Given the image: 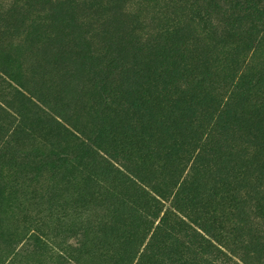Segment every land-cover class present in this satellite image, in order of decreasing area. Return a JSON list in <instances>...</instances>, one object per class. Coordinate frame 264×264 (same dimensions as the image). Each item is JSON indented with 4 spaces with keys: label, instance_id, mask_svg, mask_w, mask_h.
Masks as SVG:
<instances>
[{
    "label": "rangeland",
    "instance_id": "rangeland-1",
    "mask_svg": "<svg viewBox=\"0 0 264 264\" xmlns=\"http://www.w3.org/2000/svg\"><path fill=\"white\" fill-rule=\"evenodd\" d=\"M9 1H0V264H136L137 256L129 255L125 249L133 247V239H138L136 246L141 241L143 247L152 233L147 234L150 227L145 231L143 222L136 223L130 213L141 214L144 206L137 187L114 180L95 163L86 165L81 158L84 150L101 155L102 151L89 139L106 119L98 112L97 100H93L96 85L92 59L103 53L104 42L97 37V31L88 29L89 18L85 20L84 15L103 17L104 7L111 6L112 0H97V8L87 6L94 0H77L73 10L75 25L71 28L57 7L53 11L39 5L27 12L23 3L10 11V24ZM240 1L244 0H227L225 4ZM245 1L256 2L264 10V0ZM124 6L134 21L129 27V38H145L178 28L186 36L193 32L205 39L210 50L206 65L212 75L209 81L220 97V83L227 76L232 84L241 76L264 94V28L257 31L254 39L240 44L233 39L223 40L213 30L214 15L206 17L202 12L199 17L182 1L125 0ZM63 27L68 30L57 33ZM234 57L237 61L232 65ZM240 105H232L231 117H235ZM39 109L68 132L51 125L38 113ZM60 115L66 118L62 120ZM245 128L261 136L257 138L260 145L254 143L258 150L254 158L260 168L253 175L261 173L258 176L263 181L264 115L262 124ZM229 140V145L234 144L233 155L243 156L245 143L236 136ZM172 144L171 141L169 146ZM134 148L130 149L133 155ZM233 155L228 159L232 161ZM185 165L172 179H167L168 171L163 174L168 188L165 193H161L165 189L162 184L155 188L156 183L147 177L134 181L160 202L152 227L166 212L177 214L174 199L180 197L182 186L193 171L192 160ZM126 176L129 181L134 180ZM195 181L197 187L206 189L207 179L198 177ZM246 191L244 186L239 189L241 195ZM220 201L215 198L211 205L225 213L227 205ZM231 213L234 214H228ZM256 223L261 225L260 221ZM229 255L238 264L244 261L242 249L229 251ZM262 257L264 261V254Z\"/></svg>",
    "mask_w": 264,
    "mask_h": 264
},
{
    "label": "trees",
    "instance_id": "trees-1",
    "mask_svg": "<svg viewBox=\"0 0 264 264\" xmlns=\"http://www.w3.org/2000/svg\"><path fill=\"white\" fill-rule=\"evenodd\" d=\"M178 1L188 4L189 10L199 17L202 12L206 17L214 15L213 30L225 41L233 39L232 42L242 44L246 39H254L257 31L264 28V10L256 2L244 0L226 5L227 0ZM9 2L10 24H13L10 11L23 3L27 12L39 5L53 11L57 7L67 17L70 28L75 25L73 10L77 0ZM109 3L111 6L104 7L106 14L101 18L84 15L85 20L89 18L88 29L97 31V37L104 42L103 53L90 58L95 64L93 100H97L98 112L106 119L89 139L102 151L101 155L84 150L81 158L86 165L95 163L114 180L137 187V196L144 206L140 208L141 214L130 213L136 223L143 222L145 231L150 227L147 234L152 233L143 247L141 241L136 246L138 239H133V247L125 250L137 256L136 264H238L232 261L229 251L241 249L244 254L241 264H264V180L258 176L261 173L253 175L260 168L254 158L258 152L254 143L259 146L257 138L261 136L245 128L249 124H262L263 91L241 76L232 84L233 80L227 76L220 83V97L209 81L212 75L206 65L210 50L205 39L193 32L186 36L178 28L145 38H129V27L134 21L124 6L125 0ZM87 6L99 7L97 0ZM67 30L63 27L57 33ZM194 61L199 66H194ZM236 61L235 58L230 64L235 65ZM234 104H241V108L231 117L229 110ZM38 113L51 125L68 132L40 109ZM232 136L245 143L243 156L233 155L234 144L229 145L228 141ZM171 141L173 144L169 146ZM133 146L134 155L130 151ZM231 155L232 161L228 159ZM190 160L193 171L182 186L180 197L174 199L177 214L166 212L152 227L160 202L144 193L134 181L147 177L149 182L156 183L155 188L162 184L165 189L161 193H165L168 188L163 174L168 171L167 179H172ZM125 173L134 180L129 181ZM198 177L207 179L206 189L197 187ZM242 186L247 189L243 195L239 192ZM215 198H220L228 211L213 209ZM230 211L234 214H228Z\"/></svg>",
    "mask_w": 264,
    "mask_h": 264
}]
</instances>
